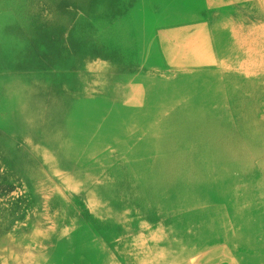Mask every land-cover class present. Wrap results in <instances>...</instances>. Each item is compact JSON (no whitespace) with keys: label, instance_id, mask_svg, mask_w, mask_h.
I'll use <instances>...</instances> for the list:
<instances>
[{"label":"bare ground","instance_id":"6f19581e","mask_svg":"<svg viewBox=\"0 0 264 264\" xmlns=\"http://www.w3.org/2000/svg\"><path fill=\"white\" fill-rule=\"evenodd\" d=\"M136 1L142 7L155 5L162 14L167 10L168 0ZM12 5L0 0V128L4 134L27 129L42 142L45 155L55 152L56 165L74 171L88 166L89 180L102 178L99 187L87 185L80 193L69 189L86 203L90 228L74 223L76 217L59 203L50 210L55 235L39 243L44 250L56 245V250L46 264H127L129 259L137 264H264L262 15H252L253 24L238 15L235 22L224 23L222 15H211L210 30L218 37L213 45L225 49L216 59L207 55L213 45L200 48L184 37L194 24L186 9L161 15V23L153 8L141 9L112 23L101 39L113 41L121 55L134 54L140 69L171 71L174 79L132 78L127 88L60 86L57 75L42 69L66 62L57 53L40 61L48 50L26 42L11 15L3 13ZM216 62L226 64L210 67ZM99 86L103 93L95 100L68 93ZM21 160L12 153L13 163ZM127 186L141 209L131 213L137 232L129 237L136 246L128 254L129 222L114 212L124 208L120 198L127 199ZM164 217H170L169 233L157 236L144 229L156 221L153 226L160 230L157 222ZM174 232L199 245L183 248ZM145 241H154L153 246H143Z\"/></svg>","mask_w":264,"mask_h":264},{"label":"rangeland","instance_id":"374dc122","mask_svg":"<svg viewBox=\"0 0 264 264\" xmlns=\"http://www.w3.org/2000/svg\"><path fill=\"white\" fill-rule=\"evenodd\" d=\"M10 1L13 3L14 9H11L12 7L4 8L3 13L6 10L11 15L15 27L26 39V42L31 46L42 44L48 50L44 53L45 55L39 57L40 61L48 59L50 53H57L66 62L63 66L49 64L47 69H42L44 72L49 71L53 75H57V78L61 80L60 86L104 83L106 85L120 84L121 88H127V80L132 78L159 76L156 78L174 79L175 74L171 71L140 69L134 54L121 55L118 49L111 46L113 41L101 39L108 32L112 23H115L119 18L134 17L141 9L149 11V8H153L154 13L160 15L158 23L165 19V16L161 15H169L170 12L181 7L186 9L188 15H193L190 19L194 24L184 34V37L192 38L200 48H203L206 43L213 45L218 42L217 35L213 33V30H210L211 15H222L223 23L229 20L235 22V15H238L240 19H246L248 24H253L255 21L251 18L252 15H262L264 18V11L261 9L262 0H189L185 3H178V1L172 3L168 0L169 2L167 1L165 5L167 10L165 9L163 14L155 10V5L142 7L136 0ZM153 21L154 18L148 20V22ZM77 32L80 33V36L75 40L73 35ZM213 47L214 51L209 50L207 54L210 57L217 59L225 52L223 44L218 48L215 45ZM224 64L226 63L216 62L210 67L215 68ZM24 72L30 73L27 70ZM5 73L7 72L3 71V74ZM68 93L77 99L95 100L96 97L102 95L103 89L101 87L100 89L98 87L88 89V91L75 89L74 92ZM117 97L118 93H115L108 97V101L114 103ZM26 131L27 129H19L4 134L0 128V264H46L49 253L52 254L56 250V245L44 250L39 242L55 235V217H52L50 212L55 209L54 204L58 205L59 203L60 206L65 207V210H68V216L76 217L74 223L83 224L88 229L90 228L89 224L92 223L88 217V207L84 200L73 197L70 190L75 189L77 193H80L81 189L87 185L99 187L102 183L101 177L89 180L91 175L88 166L74 171L70 167H68L70 170H67L65 166L56 165L59 158L55 152L51 151L45 155L42 142L34 139ZM110 147L111 145H108V148ZM12 153H17L22 157L19 164L11 161ZM51 161L55 165L50 163ZM65 161L66 157L64 163H66ZM129 192L130 189L127 186V199L120 198V203L124 208L119 207L114 211L119 217L126 216L125 219L127 223L129 222L125 230L127 238L137 232L135 226L133 227V224L130 223H133L134 218L131 213L141 211L128 196ZM116 196L118 195L116 194ZM102 201L106 204L109 203L108 198L103 197ZM77 211L79 212L77 213ZM58 217H56L57 222L61 214ZM155 222L145 225L144 229L150 230L157 236L165 232L169 233L170 217L161 218L160 223L157 222L160 224V230L157 229L159 231L155 230L156 226H153ZM172 236L183 248L194 249L199 245L198 242L194 239L190 240L188 235L182 232H174ZM127 240L128 254L129 251H133L131 249L136 244L130 240V237ZM153 243L154 241H145L142 245L153 246ZM99 245L100 243H95L96 247ZM137 245L140 246V244ZM108 254H113V251H109ZM127 264L137 263L134 259H129Z\"/></svg>","mask_w":264,"mask_h":264}]
</instances>
